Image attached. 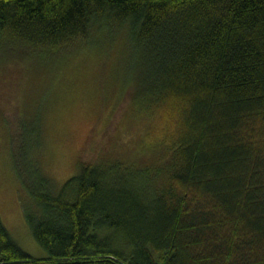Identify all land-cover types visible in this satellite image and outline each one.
<instances>
[{
    "label": "trees",
    "instance_id": "obj_1",
    "mask_svg": "<svg viewBox=\"0 0 264 264\" xmlns=\"http://www.w3.org/2000/svg\"><path fill=\"white\" fill-rule=\"evenodd\" d=\"M118 33L145 153L82 162L57 186L12 145L48 255L0 219V264H264V0H0V43L22 54L58 61Z\"/></svg>",
    "mask_w": 264,
    "mask_h": 264
},
{
    "label": "rangeland",
    "instance_id": "obj_2",
    "mask_svg": "<svg viewBox=\"0 0 264 264\" xmlns=\"http://www.w3.org/2000/svg\"><path fill=\"white\" fill-rule=\"evenodd\" d=\"M96 36L58 61L0 43V219L14 242L35 258L48 254L24 219L12 145L16 154L27 145L57 186L82 162L100 160L111 169L118 157L137 148L135 159L147 148L148 118L133 116L122 101L131 83L127 41L118 33L108 47L110 39Z\"/></svg>",
    "mask_w": 264,
    "mask_h": 264
}]
</instances>
